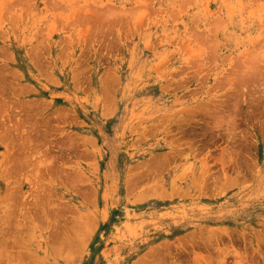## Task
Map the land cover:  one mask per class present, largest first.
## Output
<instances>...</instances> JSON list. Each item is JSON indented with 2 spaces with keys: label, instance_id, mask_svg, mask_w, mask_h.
I'll use <instances>...</instances> for the list:
<instances>
[{
  "label": "rangeland",
  "instance_id": "374dc122",
  "mask_svg": "<svg viewBox=\"0 0 264 264\" xmlns=\"http://www.w3.org/2000/svg\"><path fill=\"white\" fill-rule=\"evenodd\" d=\"M0 218V264H264V0H0Z\"/></svg>",
  "mask_w": 264,
  "mask_h": 264
},
{
  "label": "bare ground",
  "instance_id": "6f19581e",
  "mask_svg": "<svg viewBox=\"0 0 264 264\" xmlns=\"http://www.w3.org/2000/svg\"><path fill=\"white\" fill-rule=\"evenodd\" d=\"M1 219V218H0ZM4 256V255H3ZM1 257V256H0Z\"/></svg>",
  "mask_w": 264,
  "mask_h": 264
}]
</instances>
